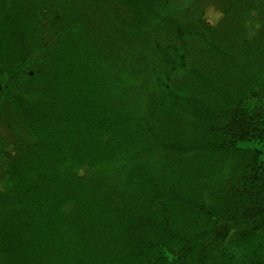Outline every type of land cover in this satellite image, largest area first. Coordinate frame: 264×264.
Wrapping results in <instances>:
<instances>
[{
	"label": "trees",
	"instance_id": "obj_1",
	"mask_svg": "<svg viewBox=\"0 0 264 264\" xmlns=\"http://www.w3.org/2000/svg\"><path fill=\"white\" fill-rule=\"evenodd\" d=\"M250 141L264 0H0V264H264Z\"/></svg>",
	"mask_w": 264,
	"mask_h": 264
},
{
	"label": "rangeland",
	"instance_id": "obj_2",
	"mask_svg": "<svg viewBox=\"0 0 264 264\" xmlns=\"http://www.w3.org/2000/svg\"><path fill=\"white\" fill-rule=\"evenodd\" d=\"M215 17H216V14H215L214 10H208L207 11V18L210 21H214ZM240 147H254V148H258L261 151V157L264 158V143H256L254 141L242 142V143H240Z\"/></svg>",
	"mask_w": 264,
	"mask_h": 264
}]
</instances>
